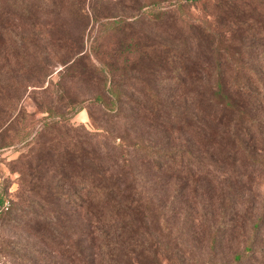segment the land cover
<instances>
[{
  "label": "rangeland",
  "instance_id": "obj_1",
  "mask_svg": "<svg viewBox=\"0 0 264 264\" xmlns=\"http://www.w3.org/2000/svg\"><path fill=\"white\" fill-rule=\"evenodd\" d=\"M22 1L27 13L0 5L11 29L0 41V264H83L59 248L90 242L69 164L93 158L111 183L140 187L146 209L117 249H84L88 264H264V175L213 120L217 84L235 93L245 81L264 130V0ZM135 141L192 151L195 175L140 155L129 171L117 146Z\"/></svg>",
  "mask_w": 264,
  "mask_h": 264
},
{
  "label": "trees",
  "instance_id": "obj_2",
  "mask_svg": "<svg viewBox=\"0 0 264 264\" xmlns=\"http://www.w3.org/2000/svg\"><path fill=\"white\" fill-rule=\"evenodd\" d=\"M3 1L0 0V5ZM13 2L16 9L28 12V7L24 5V1L13 0ZM2 13L0 14V41L4 40V37L1 35L4 29L7 37H9L8 32L11 31L9 29L10 25L2 19ZM191 66L186 63L182 64L180 68H176L177 78H175L174 83L177 84L178 88L186 83V76L194 72ZM237 83L239 87L235 90V93L228 90L224 84H217L218 91H215L213 96L220 95L222 100L219 108L213 112V120L218 127L224 129V133L226 134L225 140L231 143L234 151L235 149H239V151L245 153V158L252 169L257 168L264 175V152H262L264 148L258 147L260 144L264 145V130L255 117V111L252 107L251 89L245 84V81ZM235 94H238L237 99L235 98ZM244 100L245 102H242ZM157 112H152V119L159 120L160 118L157 115H163L161 110H157ZM209 114H212V111L207 112L206 116ZM172 115L178 123H187V120H182L177 113H173ZM190 115H187V117ZM196 126L201 129V126L198 124ZM215 142H217L216 138H211L209 143L214 144ZM117 149L120 154L119 158L121 157L125 168L129 171H132L133 158L140 155L141 159H143L142 161L145 162L144 164L149 169L157 170V172L163 171L168 175L182 176V178L188 181L195 175L192 162L199 160L190 150L159 149L154 147L151 142L141 143L135 141L130 146L122 143L117 146ZM259 152L263 153L261 154V158L256 157V155H260ZM85 162L86 159H82L77 165L70 163L69 166L70 171L75 174L73 185L75 186L77 195L74 202L78 209L86 210L87 212L85 219H88L89 222L85 231L90 242L85 245L82 242L70 239L59 249L66 259L73 260L78 258L83 264H88L84 249L87 248L95 251L102 249L105 252H112L117 249V246L122 245L125 234L132 230V223L129 222L130 219L141 220L144 214L146 204L144 205L143 196L146 193L135 184L130 189H123L111 183L110 178L107 177V171L110 168L104 166L101 163V159L93 158L89 161V163L93 162V164L89 165ZM66 176V180L71 177L69 172H64L63 177ZM133 177L137 178L136 175H133ZM58 191L61 193L59 195L60 199L73 200L70 194L63 193L60 189ZM127 191L128 193H125ZM146 201H150L149 198ZM9 214L10 212L5 214L3 221H9ZM92 222L97 223L95 230H90L93 228ZM105 225H110L111 227L106 229L104 228ZM230 227L234 228V225ZM250 240L244 247V251L234 257L236 262L244 257H249V254L253 252Z\"/></svg>",
  "mask_w": 264,
  "mask_h": 264
}]
</instances>
